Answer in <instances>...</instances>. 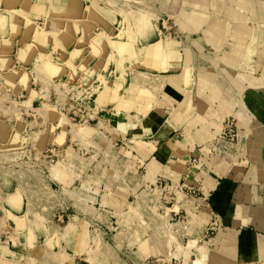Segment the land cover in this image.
I'll return each mask as SVG.
<instances>
[{
	"label": "crops",
	"instance_id": "1",
	"mask_svg": "<svg viewBox=\"0 0 264 264\" xmlns=\"http://www.w3.org/2000/svg\"><path fill=\"white\" fill-rule=\"evenodd\" d=\"M176 1L179 37L97 90L96 149L48 167L59 212L0 264H264V0ZM159 43L168 59L146 63Z\"/></svg>",
	"mask_w": 264,
	"mask_h": 264
},
{
	"label": "rangeland",
	"instance_id": "2",
	"mask_svg": "<svg viewBox=\"0 0 264 264\" xmlns=\"http://www.w3.org/2000/svg\"><path fill=\"white\" fill-rule=\"evenodd\" d=\"M186 2L179 0L180 7ZM176 3L0 0V67L10 56L18 60L0 78V251L39 243L37 229L59 212V192L48 182V167L96 149L90 106L95 93L103 85H122L113 71L124 68L154 34L179 37L169 12ZM144 50L150 65L158 55L165 61L171 54L160 43ZM102 136L100 145L107 147Z\"/></svg>",
	"mask_w": 264,
	"mask_h": 264
},
{
	"label": "built area",
	"instance_id": "3",
	"mask_svg": "<svg viewBox=\"0 0 264 264\" xmlns=\"http://www.w3.org/2000/svg\"><path fill=\"white\" fill-rule=\"evenodd\" d=\"M238 137V129L234 120H227L224 123L223 129L219 135V138L228 142H235Z\"/></svg>",
	"mask_w": 264,
	"mask_h": 264
},
{
	"label": "bare ground",
	"instance_id": "4",
	"mask_svg": "<svg viewBox=\"0 0 264 264\" xmlns=\"http://www.w3.org/2000/svg\"><path fill=\"white\" fill-rule=\"evenodd\" d=\"M118 49H119V48H118ZM167 51L169 52L170 50H167ZM153 52H154V50H153ZM120 86H122V85L119 84V86H115V87H120Z\"/></svg>",
	"mask_w": 264,
	"mask_h": 264
}]
</instances>
